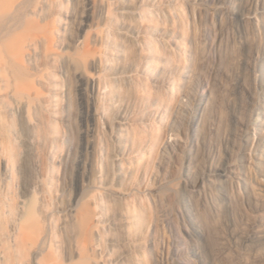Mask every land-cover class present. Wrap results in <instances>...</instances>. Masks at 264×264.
<instances>
[{"label":"rangeland","instance_id":"1","mask_svg":"<svg viewBox=\"0 0 264 264\" xmlns=\"http://www.w3.org/2000/svg\"><path fill=\"white\" fill-rule=\"evenodd\" d=\"M237 1L248 15L239 25L223 0L3 4L2 264L45 256L52 264H176L193 246L204 261L190 252L191 264H264V191L234 172L222 182L206 176L227 164L258 178L248 154L256 145L245 140L255 116L245 84L263 88L264 18L252 17L264 0ZM203 79L209 96L193 115L196 128L186 129L179 108L201 107ZM179 211L195 216L204 237L171 230ZM24 223L45 237L16 250L14 227Z\"/></svg>","mask_w":264,"mask_h":264},{"label":"bare ground","instance_id":"2","mask_svg":"<svg viewBox=\"0 0 264 264\" xmlns=\"http://www.w3.org/2000/svg\"><path fill=\"white\" fill-rule=\"evenodd\" d=\"M9 0H0V9H2V6L4 3L8 2ZM223 2L231 4L233 8L231 9V19L233 22L237 25L241 24L244 20L248 18V15L244 12L243 9L239 8L237 6V0H223ZM252 18H264V1L261 3V8L256 14V16ZM256 68H258L260 71L264 70V64L262 61L258 62L256 64ZM261 83L263 85L262 89H257L253 84H245L249 90L250 96L253 98V105H254V111H255V116H254V121L253 124L250 125V134H247L245 137L246 140V145H256V150L255 152L251 153L248 152L249 155L254 154L256 157L255 165L258 167L257 172H256V177L258 178H252L249 179L247 176H243L244 173L241 171H236V168H232L231 166L224 164L222 166H217V170L215 173L208 172L206 176L208 179L212 181H218L222 182L223 178L228 176L229 172H234L236 174V177L239 178L245 186H254L261 192L264 191V76L261 78ZM202 84L204 85V88H207L206 93L203 95H196L195 97V102L196 100L198 101V104L201 105V107H187V106H182L179 108V111L183 115V119L186 124V129H189L192 127V129L196 128L194 125V114H197V111L202 109L205 106V102L209 96L207 92H209V84L208 81L203 79ZM199 113V112H198ZM178 142L177 139H170L168 140V146L172 148H176ZM0 151L5 152L7 151L6 147H3L0 145ZM245 160H248L251 162L250 159L245 157ZM2 162L4 168H6V172L9 175L10 168L12 166L11 158L8 154H5L2 157ZM243 166V165H241ZM1 176V175H0ZM9 178V177H8ZM8 180V179H7ZM10 180V178H9ZM2 181L0 178V264L5 262L6 260V255H7V250L5 249V239L7 235H9L5 231V225L7 223V213L8 211L6 210L5 206L2 204L3 200V185ZM222 192V198L226 199L227 197V191L224 188H221ZM178 221L176 225H172L171 230L173 231L175 228L179 231H181V226H184L188 233L192 237H204V230L203 227L201 226L200 222L195 218L193 214H187L185 211H179L178 212ZM89 212L87 210H84L81 213L80 220L78 222L79 227L81 230H83L88 221H89ZM16 229V233L14 235V241L12 243V247L15 248L16 250H22L24 249L30 242H33L36 239H44V234H41V232L38 233L37 228L32 224V223H24L20 224L19 226L14 227ZM256 237H260V234H256ZM185 243V242H182ZM179 250L177 249V252ZM192 254L199 256L200 258H197V260H201L202 262L204 261V256L202 255L201 251L197 246H193L190 250ZM186 254L185 256H182L180 258H172V261L176 264H191V262L194 261L193 257H191V253ZM40 253V247L35 246V248L32 251L33 254V261L35 263H38V255ZM179 253V252H178ZM196 260V259H195ZM43 264H52L51 263V257L50 256H45L44 258V263ZM204 264V263H203Z\"/></svg>","mask_w":264,"mask_h":264}]
</instances>
